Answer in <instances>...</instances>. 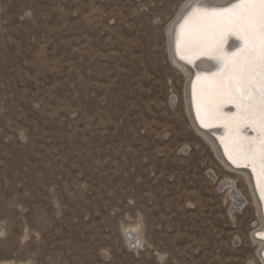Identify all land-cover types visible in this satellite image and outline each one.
<instances>
[{
	"label": "rangeland",
	"instance_id": "rangeland-1",
	"mask_svg": "<svg viewBox=\"0 0 264 264\" xmlns=\"http://www.w3.org/2000/svg\"><path fill=\"white\" fill-rule=\"evenodd\" d=\"M191 1L0 0V264H264L169 55Z\"/></svg>",
	"mask_w": 264,
	"mask_h": 264
},
{
	"label": "snow or ice",
	"instance_id": "snow-or-ice-1",
	"mask_svg": "<svg viewBox=\"0 0 264 264\" xmlns=\"http://www.w3.org/2000/svg\"><path fill=\"white\" fill-rule=\"evenodd\" d=\"M174 35L199 127L222 129L228 161L264 180V0H192Z\"/></svg>",
	"mask_w": 264,
	"mask_h": 264
},
{
	"label": "bare ground",
	"instance_id": "bare-ground-1",
	"mask_svg": "<svg viewBox=\"0 0 264 264\" xmlns=\"http://www.w3.org/2000/svg\"><path fill=\"white\" fill-rule=\"evenodd\" d=\"M192 2V1H191ZM189 2L185 7H183L180 15L174 20V22L169 27V36L168 41H170V52L171 60L175 66H177L186 76L187 85H186V98L185 105L188 117L193 125L195 131L212 147L215 151L217 157L220 161L232 172L243 177L244 182L247 184L252 202L254 203L256 210L258 211L259 218L261 220V230L259 235H257V240L260 242L259 245L264 247V199L261 198V191L264 190V180H261L256 174L253 173L251 168L246 167H237L228 161V158L224 154V147L221 144L219 137L223 135V130L218 128H212L211 130L201 129L199 127V121L196 119V111L192 105V84L191 81L195 79L194 73L196 69L192 68L191 65H185L183 61H180L179 58L175 55V30L179 27V22L181 20L182 15L184 14L186 7L191 3ZM169 43V42H168ZM230 43H234L230 41ZM199 63V62H198ZM201 68L208 67L207 64H201ZM252 135V133H249ZM228 188H233L234 186L228 184L226 182ZM235 188V187H234ZM233 190V189H231ZM235 192V190H233ZM232 192V193H234ZM237 194V193H236ZM235 193L233 194V198L235 197L236 202L239 200ZM134 237L136 240H140L141 237L139 234L134 233ZM263 256V257H262ZM259 257L261 260L264 259V248L259 251Z\"/></svg>",
	"mask_w": 264,
	"mask_h": 264
}]
</instances>
